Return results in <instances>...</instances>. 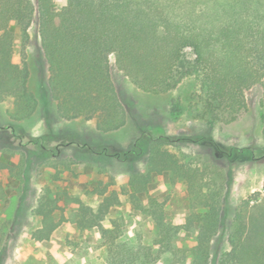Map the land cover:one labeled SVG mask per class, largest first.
I'll use <instances>...</instances> for the list:
<instances>
[{"label": "trees", "instance_id": "16d2710c", "mask_svg": "<svg viewBox=\"0 0 264 264\" xmlns=\"http://www.w3.org/2000/svg\"><path fill=\"white\" fill-rule=\"evenodd\" d=\"M36 13L56 114L66 120L94 119L100 132L118 130L127 120L111 76V55L144 91L168 92L185 77H192L189 109L208 125L234 121L247 108L245 91L258 84L264 88V0H67L59 11L54 10L52 0H36V4L31 0H0V99L12 100L11 117L15 120L31 117L37 108V100L28 89L27 63L24 58L20 63L13 60L15 34L25 44ZM186 52L192 54L190 62ZM177 112L170 110L173 116ZM6 130L0 127V135ZM10 133L24 152L52 150L56 155L62 147L73 145L79 153L114 155L121 160L145 158L146 171L133 173L119 194L148 218V232H153V237L135 244L113 221L105 227L102 219L120 202V196L107 188L97 191L101 201L92 211L89 226H98L100 231V264H210L208 243L216 233V223L206 227L211 230L209 236L200 226L195 243L181 247L172 237L176 228L164 221L160 206L145 196L153 175L171 173L197 198L209 200L206 171L194 156L173 152L168 144L208 140L219 150L211 138L171 137L149 127L120 152L79 139L56 141L51 146L49 138L28 136L13 126ZM261 133L264 138V120ZM19 153H13L14 160ZM234 153L253 155L254 149L231 147L228 155ZM2 169L13 170L0 160ZM219 197L214 194L210 214H218ZM40 213L42 225L35 237L44 239L58 222L53 221L50 211L42 209ZM76 223L86 227L83 219ZM226 242L228 249L216 264H264V199L236 209Z\"/></svg>", "mask_w": 264, "mask_h": 264}, {"label": "rangeland", "instance_id": "374dc122", "mask_svg": "<svg viewBox=\"0 0 264 264\" xmlns=\"http://www.w3.org/2000/svg\"><path fill=\"white\" fill-rule=\"evenodd\" d=\"M36 4V0H31ZM59 11L67 0H52ZM24 44L15 34L13 60L24 58L28 70V89L37 100L33 115L24 120L11 117L14 108L9 98L0 99V127L8 131L0 135V160L13 170H0V264H100L103 261L98 226H89L93 212L101 201L97 191L120 193L121 186L138 171L145 172V158L121 160L118 157L79 153L73 145L37 154L20 150L17 139L10 133L11 126L28 136L49 138L48 144L67 143L79 139L92 146H108L110 150L125 151L146 128H159L171 137L197 139L192 142L175 141L168 148L196 158L197 165L206 171L209 200L199 199L188 185L171 173L153 175L145 199L151 198L162 209L163 219L176 228L172 237L181 247H191L200 236V226L205 235L206 227L214 222L216 233L208 243L210 264H216L228 249L226 242L232 218L244 203L254 205L264 199V88L255 85L245 91L247 108L228 124L208 125L194 117L189 109L194 82L185 77L168 92L153 93L140 89L120 69L113 55L110 56L111 76L119 98L127 113L125 125L112 132H100L94 119L66 120L56 114L55 103L48 88V64L40 44L37 13L28 30ZM23 45H25L23 47ZM186 61L192 59L186 52ZM178 106V107H177ZM178 110L177 115L170 110ZM231 147H252L254 154L228 153ZM19 153L14 160L13 153ZM24 152V153H23ZM215 193L220 195L218 214L209 213ZM112 206L102 219L108 228L110 222L120 225L122 232L135 244L141 239L152 238L148 232V218L134 210L126 196ZM50 211L58 226L47 238L38 239L35 232L42 225L40 210ZM79 209V214L77 210ZM93 211V212H92ZM83 219L86 227L76 221ZM113 228V227H112Z\"/></svg>", "mask_w": 264, "mask_h": 264}]
</instances>
